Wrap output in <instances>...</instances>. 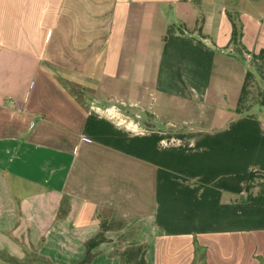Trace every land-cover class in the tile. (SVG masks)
I'll use <instances>...</instances> for the list:
<instances>
[{
  "label": "crops",
  "instance_id": "0c3cea01",
  "mask_svg": "<svg viewBox=\"0 0 264 264\" xmlns=\"http://www.w3.org/2000/svg\"><path fill=\"white\" fill-rule=\"evenodd\" d=\"M262 50L264 0H0V252L75 264L106 222L91 264H264Z\"/></svg>",
  "mask_w": 264,
  "mask_h": 264
},
{
  "label": "trees",
  "instance_id": "16d2710c",
  "mask_svg": "<svg viewBox=\"0 0 264 264\" xmlns=\"http://www.w3.org/2000/svg\"><path fill=\"white\" fill-rule=\"evenodd\" d=\"M250 66L252 68L245 77V81L242 87L241 95L236 107V113L239 115H249L253 117H257L259 113L264 112V92L260 93V98L258 100H254L249 98L250 94V83L255 80V78H259L262 82H264V50H262L259 54L254 55V57L250 60ZM254 108L258 109V113H251ZM108 230V226L106 222L101 224V231L93 238L89 239L85 243V255L84 257L75 264H91L94 257L96 256V252L94 251L100 244L106 242L108 239L106 238V232ZM146 250L147 246L145 244H141L138 246L128 247L122 251H119V256L121 259V264H146ZM34 253H29L27 257L23 260H18L6 252H0V257L11 263V264H53L48 259L44 257H40L35 255Z\"/></svg>",
  "mask_w": 264,
  "mask_h": 264
},
{
  "label": "rangeland",
  "instance_id": "374dc122",
  "mask_svg": "<svg viewBox=\"0 0 264 264\" xmlns=\"http://www.w3.org/2000/svg\"><path fill=\"white\" fill-rule=\"evenodd\" d=\"M263 92H264V82H262L259 78H255V80L250 83L249 98H252L253 101L254 100L256 101V100H258L260 98L259 94L263 93ZM118 102L120 103L121 101H118ZM124 102L126 103V105L130 104L126 99H125ZM129 107H131V106H129ZM128 109H130V110L126 111L127 109L125 110L123 108H118V107L117 108H113V113L116 114L117 120H119L120 122H122L124 119H125V121H127V120L128 121L129 120L134 121L132 123V125L135 124L136 122H141V121L145 122V123H153L154 122L152 120V118L148 117L147 116L148 114L146 112H144L143 110L140 111V115H139V113H138L139 110L138 109H136V108L135 109L128 108ZM197 111H198V113L201 114V116H203L204 114L205 115H209V114L213 115V113L220 112L221 108H211V107L205 106V107H202L201 109H199ZM165 114H167V115H165V117H166L165 120H172L173 123H175L176 125H172L170 127L169 124L167 126L165 123H161V124L159 123L158 126H161L162 128L165 127L166 129L170 128V129H173V130H177V128H180L181 130H184V123L179 121V120L180 119H185L186 120V117H184L185 115H181L179 113H176L175 115L169 114V113H165ZM192 116L194 117V123L193 124H194L195 127L198 126L200 128L215 129V128H218L219 126H222V124H223V122H221V121L220 122H207L206 120H202L200 117L197 118V113H195V114L193 113ZM142 127H144L143 124H142ZM33 257H35V255Z\"/></svg>",
  "mask_w": 264,
  "mask_h": 264
}]
</instances>
